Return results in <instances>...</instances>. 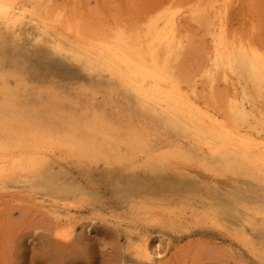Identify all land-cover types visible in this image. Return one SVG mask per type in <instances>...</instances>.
I'll use <instances>...</instances> for the list:
<instances>
[{
	"label": "rangeland",
	"instance_id": "rangeland-1",
	"mask_svg": "<svg viewBox=\"0 0 264 264\" xmlns=\"http://www.w3.org/2000/svg\"><path fill=\"white\" fill-rule=\"evenodd\" d=\"M48 1L73 24L109 30L140 24L154 9L179 0ZM184 14L183 29L193 40L179 69L203 89L210 34ZM225 23L264 52V0H228ZM16 44L0 49L1 144L23 151L8 147L21 136V147L40 149L35 133L49 131L61 139L67 132L77 140L92 135L99 146L76 152L49 144L39 177L20 174L0 183V264H264V165L233 153L195 152L122 102L123 88L106 86L108 75L99 77L31 36ZM214 83L217 99L229 90L221 79ZM241 83L251 93L252 84ZM254 107L264 111V94ZM9 109L23 114L12 118ZM94 118L109 127L108 139L93 131ZM133 136L139 138L135 145L129 143ZM211 205L217 221L207 213ZM225 211L230 214L221 215ZM66 213L75 221L67 241L53 231ZM238 234H246L263 260ZM143 240L162 253L160 261L142 256Z\"/></svg>",
	"mask_w": 264,
	"mask_h": 264
},
{
	"label": "bare ground",
	"instance_id": "bare-ground-1",
	"mask_svg": "<svg viewBox=\"0 0 264 264\" xmlns=\"http://www.w3.org/2000/svg\"><path fill=\"white\" fill-rule=\"evenodd\" d=\"M179 1L159 6L144 16L140 24L131 23L134 25L130 27L119 24L115 28L111 25L108 30L110 27L88 29L81 23L73 24L74 19L63 14L61 8L52 10L53 6L52 9L47 6L48 0L45 5L35 0H0V49L5 52L9 46L15 47L21 36H31L51 52L65 56L91 72H99V77L108 75L111 81L106 86L123 88L126 96L122 102L147 117L157 129L171 132L170 135L184 146L195 152L198 150L202 155L227 157L233 153L236 154L234 157L249 158L264 165V111L254 107V102L260 101L264 94V52L253 46L247 36L237 37L239 33L234 35L228 31L225 23L228 0H195L190 6ZM184 13L188 14L187 18L199 21L210 34L207 58L210 65H204L202 74L200 72L202 78L205 77L202 80L204 86L201 81L203 89L197 88L199 81L196 78L191 83L193 76L189 71L179 69V62L185 57L186 49H183L193 40L185 34L188 27L183 29L181 17ZM216 79H221L229 89L218 99L213 92ZM241 79L252 84L251 93L243 90ZM15 111L12 118L23 114L20 110ZM91 126L93 131L109 138V127L101 119L94 118ZM67 133L62 139L49 131L39 136L35 133L41 138L36 139L40 149L34 150L21 147L25 141L19 142L21 136L17 137L8 147L23 149L20 153L7 150L0 142V183L20 174L39 177L47 166L44 148L49 144L62 143L76 152L99 146L92 135L86 137L85 134V139L77 140L73 139L72 132ZM138 141L139 138L133 136L129 143L135 145ZM216 208L211 205L207 210L215 221L218 220ZM225 213L230 214L225 211L221 215ZM73 217L66 213L54 225L57 238L67 241L73 235ZM241 239L253 256L263 260L259 249L246 234ZM141 244L145 259L153 263L161 257L160 251L150 249L147 240Z\"/></svg>",
	"mask_w": 264,
	"mask_h": 264
}]
</instances>
